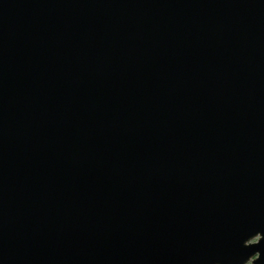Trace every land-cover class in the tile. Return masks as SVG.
<instances>
[{"label": "water", "instance_id": "obj_1", "mask_svg": "<svg viewBox=\"0 0 264 264\" xmlns=\"http://www.w3.org/2000/svg\"><path fill=\"white\" fill-rule=\"evenodd\" d=\"M264 264V0H0V264Z\"/></svg>", "mask_w": 264, "mask_h": 264}, {"label": "rangeland", "instance_id": "obj_2", "mask_svg": "<svg viewBox=\"0 0 264 264\" xmlns=\"http://www.w3.org/2000/svg\"><path fill=\"white\" fill-rule=\"evenodd\" d=\"M247 264H249V263H247Z\"/></svg>", "mask_w": 264, "mask_h": 264}]
</instances>
